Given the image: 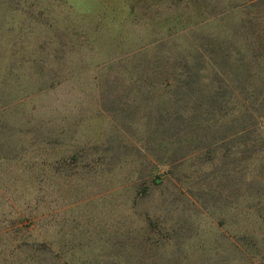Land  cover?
I'll return each mask as SVG.
<instances>
[{"label": "rangeland", "instance_id": "1", "mask_svg": "<svg viewBox=\"0 0 264 264\" xmlns=\"http://www.w3.org/2000/svg\"><path fill=\"white\" fill-rule=\"evenodd\" d=\"M0 264H264V0H0Z\"/></svg>", "mask_w": 264, "mask_h": 264}]
</instances>
